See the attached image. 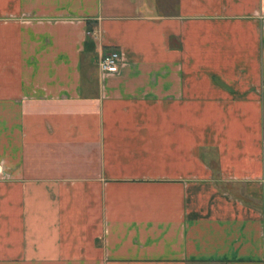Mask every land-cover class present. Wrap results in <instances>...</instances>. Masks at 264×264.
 <instances>
[{"label": "crops", "instance_id": "1", "mask_svg": "<svg viewBox=\"0 0 264 264\" xmlns=\"http://www.w3.org/2000/svg\"><path fill=\"white\" fill-rule=\"evenodd\" d=\"M263 129L264 0H0V264H264Z\"/></svg>", "mask_w": 264, "mask_h": 264}, {"label": "built area", "instance_id": "2", "mask_svg": "<svg viewBox=\"0 0 264 264\" xmlns=\"http://www.w3.org/2000/svg\"><path fill=\"white\" fill-rule=\"evenodd\" d=\"M119 53L117 51H111L103 54L98 60V69L101 73H114L119 67Z\"/></svg>", "mask_w": 264, "mask_h": 264}, {"label": "trees", "instance_id": "3", "mask_svg": "<svg viewBox=\"0 0 264 264\" xmlns=\"http://www.w3.org/2000/svg\"><path fill=\"white\" fill-rule=\"evenodd\" d=\"M263 142H264V129H263Z\"/></svg>", "mask_w": 264, "mask_h": 264}]
</instances>
